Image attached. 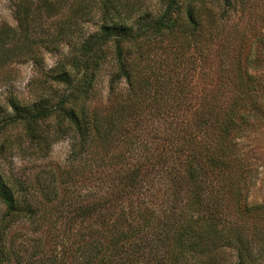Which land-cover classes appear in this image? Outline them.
Returning <instances> with one entry per match:
<instances>
[{
  "label": "trees",
  "instance_id": "trees-1",
  "mask_svg": "<svg viewBox=\"0 0 264 264\" xmlns=\"http://www.w3.org/2000/svg\"><path fill=\"white\" fill-rule=\"evenodd\" d=\"M77 1L78 12L99 3V24L45 71L53 96L7 97L0 128L20 125L41 159L67 137L70 154L33 184L0 166V264H264V200H248L257 167L240 140L264 127V50L243 58L245 33L228 35L218 75L195 83L150 65L151 42L167 38L176 59L195 50L201 70L233 0H163L152 15L139 0ZM66 2L16 1L19 38L42 7ZM108 54L103 101L95 86Z\"/></svg>",
  "mask_w": 264,
  "mask_h": 264
},
{
  "label": "rangeland",
  "instance_id": "rangeland-1",
  "mask_svg": "<svg viewBox=\"0 0 264 264\" xmlns=\"http://www.w3.org/2000/svg\"><path fill=\"white\" fill-rule=\"evenodd\" d=\"M16 1L18 0H0V33L5 35L7 32H15V36L11 40L4 41L0 45V124L10 112V108L7 106L8 96H16L25 102L34 101L39 93L53 96L54 86L50 87L49 80L44 81L46 79L45 71L62 59L70 45L76 40L75 36L95 31L99 24L97 8L99 3L90 2L86 6L82 2L78 6L81 11L78 12L73 8H76V4L80 2L67 0L64 8L55 13L46 12V9H42V7L40 18L38 15H33V19H36L32 20L28 36L21 40L19 38V21L15 14ZM139 1L144 13L151 15L157 14L163 7V0ZM229 9L228 20L222 22L225 24L223 31L213 38V43L209 44V48L207 46L208 58L206 65H203L201 70L198 66L200 59L195 50L190 48L176 59L169 52L172 49V43L167 38L160 42L157 40L151 42L150 58L153 59L150 62L151 67L160 69L165 67L166 74L177 76L180 81L189 79L191 83H195L196 80H208L218 75L219 57L215 56L216 48L217 46L220 48L221 44L226 42L228 35L238 38L245 33L244 45L247 46L242 50L243 58L246 57L248 46L253 50L258 44L256 47L264 50V42L254 38L259 34H262L264 38V0H233ZM71 33L74 35L70 38ZM247 35L253 41L250 45H248L250 40ZM163 49L162 54L164 55L161 56L160 51ZM252 55L253 53L250 56ZM110 56L108 54L102 63L99 79L95 86L96 96L94 99L106 100L108 79L115 69ZM125 85L124 80L118 82L119 92L125 91ZM175 87L177 90L179 89L175 84L172 89ZM191 90L195 94L200 89L193 86ZM184 106L183 104L182 107ZM240 140L243 149L247 151V155L257 167V176L249 188L248 200L261 202L264 200V127H258L257 130ZM33 144L24 138L20 125L0 128V166L6 176L8 173H12L15 177L27 178L33 184L37 177L44 180L45 176H48L47 170L56 171L57 168L64 169L69 166L70 142L67 137L54 142L44 159L32 153L36 149ZM77 177L74 175L71 180L77 179ZM71 180L67 183V187L77 189L75 180ZM79 191L83 192L84 187H81Z\"/></svg>",
  "mask_w": 264,
  "mask_h": 264
}]
</instances>
